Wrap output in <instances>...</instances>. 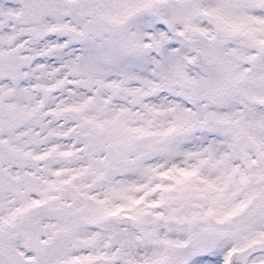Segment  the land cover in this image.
Segmentation results:
<instances>
[{
    "label": "snow or ice",
    "instance_id": "snow-or-ice-1",
    "mask_svg": "<svg viewBox=\"0 0 264 264\" xmlns=\"http://www.w3.org/2000/svg\"><path fill=\"white\" fill-rule=\"evenodd\" d=\"M0 264H264V0H0Z\"/></svg>",
    "mask_w": 264,
    "mask_h": 264
}]
</instances>
